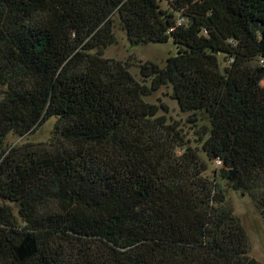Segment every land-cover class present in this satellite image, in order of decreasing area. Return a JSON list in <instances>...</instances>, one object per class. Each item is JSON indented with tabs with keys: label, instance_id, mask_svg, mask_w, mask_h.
<instances>
[{
	"label": "trees",
	"instance_id": "trees-1",
	"mask_svg": "<svg viewBox=\"0 0 264 264\" xmlns=\"http://www.w3.org/2000/svg\"><path fill=\"white\" fill-rule=\"evenodd\" d=\"M116 15L176 47L149 87L104 57ZM161 89L209 122L201 146ZM52 118L46 147L4 148ZM221 179L264 221V0H0V264H262Z\"/></svg>",
	"mask_w": 264,
	"mask_h": 264
},
{
	"label": "rangeland",
	"instance_id": "rangeland-1",
	"mask_svg": "<svg viewBox=\"0 0 264 264\" xmlns=\"http://www.w3.org/2000/svg\"><path fill=\"white\" fill-rule=\"evenodd\" d=\"M162 8L164 10L169 8L167 1L162 3ZM112 20L114 21L116 43L104 51V57L128 63L133 76L139 82L149 87L151 80L143 79L140 67L146 63H153L164 67L168 58L177 53L173 41L170 40L165 44L157 45L132 46L117 15ZM145 101L159 107L160 113L158 116L166 118L168 124L180 129L186 135L185 139L189 140L192 146H201V144L198 145L197 143L200 140L197 134L204 127L209 129V122L202 118V115L193 122L192 117L179 109L170 92L165 89H161L152 96L145 97ZM56 121L55 118H52L24 137L13 134L9 135L5 140L4 148H19L27 145H43L46 147L52 140ZM202 155L204 156V160H207V157L204 154ZM209 163L210 168L206 175L212 176L213 171L220 174V164ZM220 183L226 192L227 204L233 208L235 214L241 219L248 234L251 257L264 264V221L259 210L249 196H245L241 192L231 188V180L221 179ZM0 204H7L13 207L15 215L18 216V210L14 204L4 202L1 198Z\"/></svg>",
	"mask_w": 264,
	"mask_h": 264
},
{
	"label": "water",
	"instance_id": "water-1",
	"mask_svg": "<svg viewBox=\"0 0 264 264\" xmlns=\"http://www.w3.org/2000/svg\"><path fill=\"white\" fill-rule=\"evenodd\" d=\"M231 176L234 178L236 176V172L235 171H232L231 172Z\"/></svg>",
	"mask_w": 264,
	"mask_h": 264
},
{
	"label": "built area",
	"instance_id": "built-area-1",
	"mask_svg": "<svg viewBox=\"0 0 264 264\" xmlns=\"http://www.w3.org/2000/svg\"><path fill=\"white\" fill-rule=\"evenodd\" d=\"M218 164H221L220 162H218Z\"/></svg>",
	"mask_w": 264,
	"mask_h": 264
}]
</instances>
